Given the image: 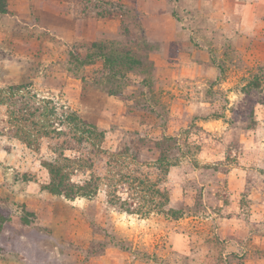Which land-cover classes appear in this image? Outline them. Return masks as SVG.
<instances>
[{
  "label": "rangeland",
  "instance_id": "374dc122",
  "mask_svg": "<svg viewBox=\"0 0 264 264\" xmlns=\"http://www.w3.org/2000/svg\"><path fill=\"white\" fill-rule=\"evenodd\" d=\"M8 9L0 264H264V0H8ZM127 148L109 166L97 152ZM80 157L94 168L65 167ZM51 165L75 185L105 179L90 196L55 194ZM123 173L156 184L162 210L111 203L113 180L141 205Z\"/></svg>",
  "mask_w": 264,
  "mask_h": 264
},
{
  "label": "trees",
  "instance_id": "16d2710c",
  "mask_svg": "<svg viewBox=\"0 0 264 264\" xmlns=\"http://www.w3.org/2000/svg\"><path fill=\"white\" fill-rule=\"evenodd\" d=\"M9 12L8 9V0H0V14H7ZM109 61H113V59L111 57H108ZM115 63V62H114ZM1 96V95H0ZM0 102H4L3 99H0ZM50 114H53V111H50ZM12 116V115H11ZM44 116H47V114H44ZM75 119H72L70 117L66 118V122H70L73 121ZM41 127H45V125L42 123ZM94 129L96 130V128L94 127ZM23 131H25V129H22ZM95 130H91L89 131V133H91L92 135H96V131ZM96 134H95V133ZM26 134L22 135V139L27 142L28 144H33L30 140H31V136L27 133V131L25 132ZM83 136H80V139H83ZM93 138V137H91ZM92 145H97V143H91ZM158 147H160L161 144H157ZM93 146V147H94ZM95 148V147H94ZM139 147H136V150L134 152H132V156H134V159H137V156H139L138 154V150ZM97 150V152L100 153H107L108 158H110V160L108 161L109 164L108 166L111 164V162L113 163H117L122 159H126V157L128 155H125L127 153H129V148L126 149V151H118L117 153H108L106 150ZM162 158H165V153L160 154V157H158V161H161ZM66 161H68V165H66V168H76L74 167L73 163H75L79 168H86V169H90V168H94L95 164L94 161L92 160V158L90 157H80V158H76L74 160L72 159H68L65 158ZM78 168V169H79ZM51 173H52V183L49 185V189L51 192L55 193V194H65L68 197H72V196H76V194H83L84 196H90L92 194H96L98 191V184L102 179H105L104 177H101L99 175H95L94 173L91 174V178L89 180H86L83 184L81 185H75L74 183L72 184L70 182V178H68V174L67 173H63V166H57V165H51V169H50ZM121 180H126L127 182H130V188L133 189L134 193L136 194L134 195V197L138 198V200L141 202V205L139 208H132L128 201H126L123 197H120L117 195L116 193V181L111 180V184H109L110 187H112V190L109 193V197H110V202L118 205L120 208L124 209L125 211L128 212H136L138 210V212H153V211H160L162 210V207L165 205L166 202V194L164 192H162L161 189L157 188V185L154 183H151L150 179H143L140 177H133L131 174L128 173H123L122 175H119Z\"/></svg>",
  "mask_w": 264,
  "mask_h": 264
}]
</instances>
